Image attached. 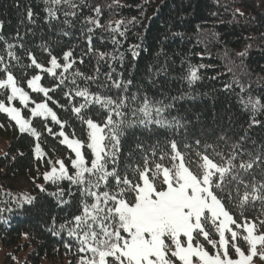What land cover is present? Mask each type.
<instances>
[{
  "label": "trees",
  "instance_id": "obj_1",
  "mask_svg": "<svg viewBox=\"0 0 264 264\" xmlns=\"http://www.w3.org/2000/svg\"><path fill=\"white\" fill-rule=\"evenodd\" d=\"M72 2L75 8L67 4L55 7L45 0H0V67L7 65L26 90L27 79L39 72L34 67H26L31 63L29 52L45 68L50 66L49 53L61 64L64 63V53H72L73 66L63 77L59 76L62 69L56 70V78L41 73L42 85L55 89L49 92L51 99L47 103L65 122L66 134L71 137L75 133L81 140L87 139L86 125L72 112V107L83 102V98L74 96L75 89L88 87L90 92L112 97L135 94L137 100L133 107L138 106L145 96L167 105L161 118L173 122L174 126L149 124L126 129L119 157L121 170L130 161L134 162L133 166L136 163L142 165L138 144L149 153L151 146L158 144L159 152L169 149L172 140L182 152L189 153L192 160L198 159L195 151L199 150L223 163L208 145L215 146V151L221 152L225 160L233 145L240 146L245 159L249 158V153L252 156L264 154V107L253 113L240 102L252 98L264 105V0ZM49 7L56 10L54 20L48 17L46 9ZM96 7L101 9L98 19L105 26L103 29L87 23L88 18H97ZM29 9L33 12L31 21L27 16ZM66 12H75L76 15L66 16ZM117 20L125 22L120 29L124 36H115L118 45L113 44V34L106 30L109 25L115 27ZM89 27H93V32H88ZM9 44L13 45L11 51L19 61L8 56ZM136 45L139 46L136 48L139 55L133 58L130 49ZM100 53L110 54L109 58L100 59ZM121 53L122 59L119 58ZM111 56L118 59L113 60ZM191 67L197 69L199 76L193 83L187 79ZM76 72L96 76V80L86 81L83 76H75ZM109 73L113 79L125 83L131 81L127 92L111 87V81L107 79ZM61 79L64 80L62 84ZM105 84L108 87H104ZM65 93H73L71 101ZM30 95L36 102L43 100L38 93L30 92ZM0 99L5 97L0 96ZM83 115L85 119L102 123L107 112L98 105H90ZM130 118L135 119L131 115ZM177 121L178 125L175 124ZM45 124L53 133L60 131L59 125L50 119L34 118L32 126L40 133L37 141L27 133L21 134L15 124L0 113V137L9 142L6 152L0 155V185L24 178L31 186L25 194L34 198L30 205L19 204L21 195L0 188V208L5 209L0 213V247L14 253L24 251L31 264H58L64 259L69 264H77L83 254L77 252L75 242L69 240L66 232L53 235L48 228L53 218L58 228L72 216L80 214L79 191L76 186H71L73 195L69 196L70 182L67 180L59 187L45 185L47 191L43 193L36 187V184H44L43 174L49 170V159L53 162L63 160L70 174L74 172L69 150L60 143V137L49 134ZM37 142L45 153L42 161L33 153ZM185 144L190 147L185 148ZM84 151L90 163L91 153L86 148ZM239 175L244 181L238 186L239 193L233 191L231 202L225 200L224 203L235 219L247 218L259 224L264 219V201L250 199L242 208L239 199L245 191L251 194L253 185L259 188L264 184V165L258 162L254 169ZM61 188L65 192L63 199L69 201L62 206L49 195ZM258 195H264V190ZM66 243L71 247L65 248Z\"/></svg>",
  "mask_w": 264,
  "mask_h": 264
},
{
  "label": "snow or ice",
  "instance_id": "obj_2",
  "mask_svg": "<svg viewBox=\"0 0 264 264\" xmlns=\"http://www.w3.org/2000/svg\"><path fill=\"white\" fill-rule=\"evenodd\" d=\"M45 2L55 7L67 4L75 8L72 0ZM46 11L49 19L57 18L54 7H49ZM94 11L97 18H88L87 23L103 29L105 26L98 19L101 9L96 7ZM65 15L75 16L76 13L66 12ZM27 16L31 21L33 12L30 9ZM124 24L123 20H117L115 27H107L106 30L113 34V44H119L115 39L116 34L124 36V32L120 30ZM93 30V27L88 28L89 33ZM89 45L91 46V37ZM12 47L13 45H8V56L19 61V57L11 51ZM138 47L136 45L130 49L133 58L139 55L136 51ZM49 55L50 66L45 68L29 52L28 59L31 63L26 66L39 70L27 79L26 84L32 93L43 94L45 100L42 102H36L31 97L30 92L21 86V82L8 70L7 65L0 67V73H3L0 76V96L5 97L0 99V113H5L21 134L27 133L37 141L40 133L32 127L34 118H50L53 124L59 125L60 131L56 133L47 124L45 127L49 134L60 137V143L69 150L74 172L70 174L63 160L53 162L49 159V170L43 174L44 184H36V187L43 193L47 191L45 185L59 187L62 181L67 180L70 182L69 196L73 195L71 186H76L79 191L80 214L72 216L71 220L61 223L58 228L53 218L52 225L48 228L53 235L66 232L69 240L75 242L77 252L83 254L77 264H254V257L257 256L264 261V220L259 224L247 218L238 222L224 203L225 200L231 202L233 191L239 193L238 186L244 183L239 173L249 172L258 166V162L259 165H264V154L252 156L249 153V158L245 159L244 153L239 150L240 146L233 145L225 160L221 152L215 151V146L208 145L223 163H218L212 155L199 150L195 151L198 159L192 160L189 153L182 152L172 140L169 142L170 150L162 149L159 152L158 144L151 146L150 153L138 144L142 165L136 163L133 166L134 162L130 161L121 170L119 157L126 129L134 125L149 124L174 126L173 122L161 118L167 105H162L161 101L153 102L145 96L138 106L133 107L137 100L135 94L112 97L90 92L88 87H77L74 96L83 98V102L73 106L72 112L86 125L87 139L81 140L75 133L70 137L64 131L65 122L48 106L47 100L51 99L49 92L55 89L42 85L41 73L46 72L56 78V70L62 69L59 76L63 77L73 66L74 61L70 60L72 53H64L63 64L58 62L56 56L51 53ZM109 55L100 53L99 58L107 59ZM119 58H123V53ZM111 59L118 58L111 56ZM74 75L83 76L86 81L96 80V76H84L80 72ZM107 79L111 81V87L123 92H127V85L131 83L113 79L110 73ZM187 79L189 83L199 79L195 67L190 68ZM60 83H64V80L61 79ZM103 86L108 87L107 84ZM65 95L71 101L73 93ZM14 101H18L20 106H15ZM240 102L253 113L264 107L258 99H241ZM90 105H98L107 112L102 123L91 118L85 119L83 111ZM23 109H27L30 115H23ZM125 109L128 111H124ZM129 114L135 119H131ZM175 124L178 125L179 122ZM184 147L189 148L190 145L185 144ZM85 148L91 153L90 163L83 151ZM34 154L37 160L42 161L45 157L39 142L34 147ZM261 190H264V184L259 188L253 185L251 194L245 191L240 197L239 206L243 208L250 199L264 201V195H258ZM49 195L57 199L58 205L69 203L63 199L65 192L62 188ZM33 199L24 194L19 198V204L30 205ZM4 211L5 209L0 208V213ZM213 232L218 235V240L212 238ZM226 234H230V238ZM201 237L215 249V254L206 250ZM241 239L247 245V252L238 243ZM70 247V244H65V248ZM232 250L235 258L230 254Z\"/></svg>",
  "mask_w": 264,
  "mask_h": 264
},
{
  "label": "rangeland",
  "instance_id": "obj_3",
  "mask_svg": "<svg viewBox=\"0 0 264 264\" xmlns=\"http://www.w3.org/2000/svg\"><path fill=\"white\" fill-rule=\"evenodd\" d=\"M28 91L31 92L30 89H28ZM40 95L43 97V100L40 101V102H42V101L45 100V97L43 96V94H40ZM13 103L17 107L20 106L18 101H14ZM23 112H26L27 115H25ZM22 114L25 115L26 117L30 115V113H28L27 109H23L22 110ZM48 119H50V118H48ZM8 144H9V142H8L7 139H4V138L0 137V155L4 154L6 152ZM83 151H84V149H83ZM33 153H34V150H33ZM30 187H31L30 183L24 178L23 179H19V180L15 181V182L6 181L4 183H1V185H0V188L11 190L14 193H16L18 195H21V196L24 195L27 191L29 192ZM243 219L244 218H239V219H236V220L238 222H242ZM232 227L235 228V225H232ZM226 235H228L229 238H230V234H226ZM212 238L216 239V240L219 239L218 235H216L214 232H213ZM200 239H201L202 243L204 244L206 250L209 251L210 254H215V249H213L212 246L207 243V241H203V237H201ZM238 243L241 246L242 250L247 252L246 243L242 239L238 240ZM230 254H231L232 258H235L234 250H232ZM27 258H28L27 254L24 251H19V252L14 253L13 251H11V249H4L3 247H0V264H31V260H27ZM42 264H49V263L43 262ZM58 264H69V262L66 259H64L61 262H59ZM254 264H264V261H261L259 259V257L257 256V257H254Z\"/></svg>",
  "mask_w": 264,
  "mask_h": 264
}]
</instances>
